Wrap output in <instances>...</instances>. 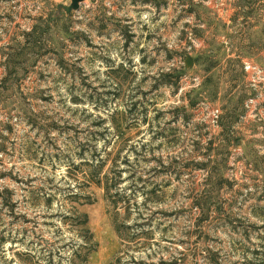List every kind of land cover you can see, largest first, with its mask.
Listing matches in <instances>:
<instances>
[{
    "label": "rangeland",
    "instance_id": "rangeland-1",
    "mask_svg": "<svg viewBox=\"0 0 264 264\" xmlns=\"http://www.w3.org/2000/svg\"><path fill=\"white\" fill-rule=\"evenodd\" d=\"M70 3L0 0V264H264V0Z\"/></svg>",
    "mask_w": 264,
    "mask_h": 264
},
{
    "label": "trees",
    "instance_id": "trees-1",
    "mask_svg": "<svg viewBox=\"0 0 264 264\" xmlns=\"http://www.w3.org/2000/svg\"><path fill=\"white\" fill-rule=\"evenodd\" d=\"M38 25H36L34 27V31L33 32H36V30L38 29ZM182 73H179L178 76L181 77ZM225 127L228 128L227 125H225ZM229 144V140H227ZM207 204V200L206 199H202L200 202H199V207L202 208L203 211H205V206ZM82 217H83V220L78 224L79 226L82 227V231L85 232V238L88 240L85 241V243L81 246V248H85L87 253H86V256H85V260L83 262H85L84 264H86L88 262V257H89V253L95 251L97 249V243L94 242V235L92 234L90 228H89V218H88V214L86 212H82L81 213ZM117 230L118 232L120 233V228L119 226H117ZM83 262L81 264H83Z\"/></svg>",
    "mask_w": 264,
    "mask_h": 264
},
{
    "label": "water",
    "instance_id": "water-1",
    "mask_svg": "<svg viewBox=\"0 0 264 264\" xmlns=\"http://www.w3.org/2000/svg\"><path fill=\"white\" fill-rule=\"evenodd\" d=\"M86 0H71V3L69 5H65V4H59L58 8L60 10H63L64 14H68L71 13L72 11H77L81 8L82 4L85 2Z\"/></svg>",
    "mask_w": 264,
    "mask_h": 264
}]
</instances>
